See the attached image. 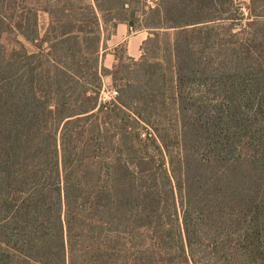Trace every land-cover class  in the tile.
<instances>
[{
	"label": "trees",
	"instance_id": "trees-1",
	"mask_svg": "<svg viewBox=\"0 0 264 264\" xmlns=\"http://www.w3.org/2000/svg\"><path fill=\"white\" fill-rule=\"evenodd\" d=\"M135 1L0 0V264H264V0Z\"/></svg>",
	"mask_w": 264,
	"mask_h": 264
},
{
	"label": "rangeland",
	"instance_id": "rangeland-1",
	"mask_svg": "<svg viewBox=\"0 0 264 264\" xmlns=\"http://www.w3.org/2000/svg\"><path fill=\"white\" fill-rule=\"evenodd\" d=\"M154 1V0H153ZM236 1V3H238L236 6H235V8L236 9H240L241 10V13H240V17H245V18H248L249 17V14H248V10H247V8H248V2H249V0H247V1H241V0H235ZM151 4L153 5V2L152 3H149L148 2V0H140V3H138V1L136 0L135 1V4H134V7L135 6H137V5H139V7H141L142 9L144 8V6H151ZM138 7V8H139ZM155 7V6H154ZM112 15V14H111ZM138 16L140 17V20H142V13L141 12H139V14H138ZM111 17V16H110ZM107 19L108 20H110L109 22H104V21H102V27H101V32H102V34H103V49H102V52H101V55H102V65L103 66H105V64H104V58H105V56L108 54H106L105 52H104V50H105V48H107V40L111 37V35L115 32V30H116V25L119 23L117 20H111L110 18H109V16H107ZM47 24H48V17L47 16H45V15H43L42 17H41V25H42V27L43 28H46L47 27ZM141 27V23L139 24V26L137 27V28H140ZM30 47V46H29ZM31 48V47H30ZM32 50H33V48H31ZM118 50H119V55H121V56H124V62H125V64L126 65H130V64H132L128 59H127V57H129L128 56V54H127V51H126V49H125V46L124 45H122V46H120L119 48H118ZM112 51H113V48H112V50L111 51H109V53H112ZM142 54H143V52H142ZM138 60H140V59H138ZM137 60V61H138ZM114 65H116V64H114ZM132 67V66H131ZM131 67H129V68H131ZM128 68V69H129ZM113 69V68H112ZM111 69V70H112ZM137 69V68H136ZM130 70H135V67L133 68L132 67V69H130ZM133 71H131V73H132ZM124 75V74H123ZM137 74L136 73H133L132 74V78L133 77H135ZM107 76H105L104 78H103V86H102V91H101V95H102V92L104 91L105 93H109V92H112V91H118V93H119V95L117 96L118 98H119V96H121V91H122V85H124L125 84V81H123L122 79H119L118 80V82L117 83H114V81H113V78L111 77V76H108L109 77V79L108 78H106ZM107 79H108V81H107ZM139 79L140 78H138L137 76L133 79L134 80V82H138L139 81ZM102 97V96H101ZM110 99H108L106 102H104L103 100H101L103 103H112V102H115V100L117 101L118 99L116 98L115 100L114 99H111L110 101H109ZM156 117H154V118H152L153 120H158V119H155ZM132 126V125H131ZM174 128H175V126H173V130H174ZM173 134H174V132H173ZM149 142H147V144H148ZM150 145V144H149ZM127 146H130V142H128L127 141ZM149 148H151L150 146H149ZM151 152L153 153L154 151H153V149H151ZM151 153V154H152Z\"/></svg>",
	"mask_w": 264,
	"mask_h": 264
},
{
	"label": "crops",
	"instance_id": "crops-1",
	"mask_svg": "<svg viewBox=\"0 0 264 264\" xmlns=\"http://www.w3.org/2000/svg\"><path fill=\"white\" fill-rule=\"evenodd\" d=\"M158 1L159 0H148L149 3L153 2V5L151 4V7L156 6ZM149 35V32L143 27L133 28V26H130V24L128 23H119L116 27L115 32L107 40V48H105L104 50L106 54L108 53L104 58L105 68L111 70L114 67V64H117L115 53L122 45L125 46L127 54L130 58L135 60L140 59L142 56V46L148 39ZM112 48V53H109ZM106 78L109 79L108 76Z\"/></svg>",
	"mask_w": 264,
	"mask_h": 264
},
{
	"label": "built area",
	"instance_id": "built-area-1",
	"mask_svg": "<svg viewBox=\"0 0 264 264\" xmlns=\"http://www.w3.org/2000/svg\"><path fill=\"white\" fill-rule=\"evenodd\" d=\"M101 100H103L104 102H106L108 99H116L117 96H118V91H112V92H109V93H105L104 91L102 92V95H101ZM109 100V101H110Z\"/></svg>",
	"mask_w": 264,
	"mask_h": 264
},
{
	"label": "water",
	"instance_id": "water-1",
	"mask_svg": "<svg viewBox=\"0 0 264 264\" xmlns=\"http://www.w3.org/2000/svg\"><path fill=\"white\" fill-rule=\"evenodd\" d=\"M130 26H133V24H130Z\"/></svg>",
	"mask_w": 264,
	"mask_h": 264
}]
</instances>
